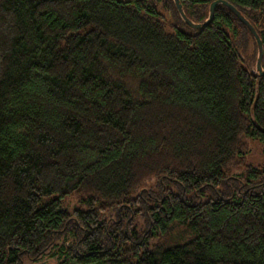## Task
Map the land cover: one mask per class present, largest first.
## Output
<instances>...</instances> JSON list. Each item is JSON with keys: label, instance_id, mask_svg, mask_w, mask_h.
Masks as SVG:
<instances>
[{"label": "trees", "instance_id": "obj_1", "mask_svg": "<svg viewBox=\"0 0 264 264\" xmlns=\"http://www.w3.org/2000/svg\"><path fill=\"white\" fill-rule=\"evenodd\" d=\"M224 1L264 70V0ZM257 54L221 4L0 0V264H264V167L226 187Z\"/></svg>", "mask_w": 264, "mask_h": 264}, {"label": "rangeland", "instance_id": "obj_2", "mask_svg": "<svg viewBox=\"0 0 264 264\" xmlns=\"http://www.w3.org/2000/svg\"><path fill=\"white\" fill-rule=\"evenodd\" d=\"M246 141H247L248 152L245 154V157H244L242 164L235 166L228 171V174H227L228 175V180H227L228 183L226 185L227 188H231V186H233V184H237V185L242 186L243 183H245L246 181L252 180V177L247 174L249 167H254V168H263L264 167V153L262 151V148H261V145L259 144V142L254 141V140H250V139H247ZM166 186L173 191H178L175 184H173L171 182H167ZM149 187L151 189L157 188L155 186V182L154 183L151 182ZM223 187L224 186H220L218 191H221ZM203 199H206V196H204ZM75 203H76V200L74 198L73 199L69 198L67 200V205L69 207L74 206ZM22 263L23 264H56L53 261L41 260L39 262H31L27 259H24Z\"/></svg>", "mask_w": 264, "mask_h": 264}, {"label": "water", "instance_id": "obj_3", "mask_svg": "<svg viewBox=\"0 0 264 264\" xmlns=\"http://www.w3.org/2000/svg\"><path fill=\"white\" fill-rule=\"evenodd\" d=\"M173 2L175 4L176 10L179 13L180 17L182 18V20L185 22V24L187 26H189L190 28H193V29L202 28V27H205L206 25H208L213 19L214 9L218 4H221V5H224L225 7H227L247 27L250 34L254 38L255 43L257 45V51H258L255 70H256V73L258 75H264V70L261 68V65H260L262 54H263L262 42H261L258 34L256 33L255 29L252 27V25L232 5H230L228 2H226L224 0L213 1L209 6L208 19L205 20L203 23L198 24V23L192 22L191 20H189L186 17V15L183 12L182 6L178 0H173Z\"/></svg>", "mask_w": 264, "mask_h": 264}]
</instances>
